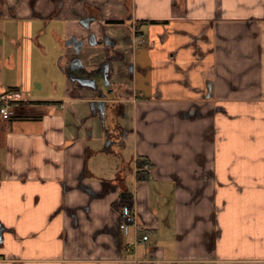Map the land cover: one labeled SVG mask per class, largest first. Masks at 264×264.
Instances as JSON below:
<instances>
[{"label": "crops", "instance_id": "crops-1", "mask_svg": "<svg viewBox=\"0 0 264 264\" xmlns=\"http://www.w3.org/2000/svg\"><path fill=\"white\" fill-rule=\"evenodd\" d=\"M1 21L18 113L0 118V264H264V0H0ZM75 59L124 86L126 147L154 164L150 182L128 172V234L115 168L91 164L111 157ZM47 82L61 96L31 94Z\"/></svg>", "mask_w": 264, "mask_h": 264}, {"label": "trees", "instance_id": "trees-1", "mask_svg": "<svg viewBox=\"0 0 264 264\" xmlns=\"http://www.w3.org/2000/svg\"><path fill=\"white\" fill-rule=\"evenodd\" d=\"M59 3L60 0H58V4ZM109 22L122 23L124 21L113 20ZM142 22L146 21H136L135 26H139ZM64 69L68 72L66 66H64ZM111 87L114 88V93L109 95L102 116L105 140L108 141V144L103 147V151L107 154L122 157V149L126 148L127 144L126 129L124 127V102L118 97L117 93L124 89V86L111 84ZM115 91H117L116 94ZM92 153L93 152L88 151V155H92ZM131 163L132 169L135 168L136 170L137 181L150 182L152 180L151 170L154 167V164L148 157L138 154L135 156L133 155ZM130 168L128 169V167H126L125 161L122 159L121 167L116 170L115 176L111 179H104L106 187L114 186L119 189L118 199L113 202L112 207L120 213L121 221H123L122 209L127 206L133 210L135 204L134 190L127 182V175ZM85 174L86 177L94 176L87 169Z\"/></svg>", "mask_w": 264, "mask_h": 264}, {"label": "rangeland", "instance_id": "rangeland-1", "mask_svg": "<svg viewBox=\"0 0 264 264\" xmlns=\"http://www.w3.org/2000/svg\"><path fill=\"white\" fill-rule=\"evenodd\" d=\"M4 25L3 22H0V41H2L3 37H2V32L1 30L4 31ZM143 31L147 32L146 27L143 28ZM0 48H1V44H0ZM20 67L22 68L20 70L21 75H24L25 78H31L32 76H34L35 72H40L43 76L46 77V79H49V77H52V64L50 61H47L46 58L44 59H40L38 61V66L35 67V69H33V72L31 73V71H29V68L27 66H25L23 59L21 58L20 60ZM57 62V61H56ZM55 67L59 66L58 63L55 65ZM27 67V68H26ZM31 69V70H32ZM54 78V77H52ZM115 85V84H112ZM56 93L54 91V87L51 85V83L47 82V83H43L41 85H36L34 87H32V91L31 94H35V95H41V96H45V98H49L50 96H61L62 93V89L61 87H57L56 88ZM30 94V93H29ZM106 141H104V143L102 144V146L104 147ZM134 145H129L126 148L122 149V157H118L115 155H110L111 158H109L108 160H105V158L103 156H98V157H94L91 164L95 165L96 168L100 169V174H103V170L102 169H106V164H110L111 168H115V171L117 169H119V167H121V163H122V159L125 161L126 167H128V169L131 167L132 165V157L134 155ZM92 165V166H93Z\"/></svg>", "mask_w": 264, "mask_h": 264}, {"label": "flooded vegetation", "instance_id": "flooded-vegetation-1", "mask_svg": "<svg viewBox=\"0 0 264 264\" xmlns=\"http://www.w3.org/2000/svg\"><path fill=\"white\" fill-rule=\"evenodd\" d=\"M102 42H106L111 46H113L115 43L114 39H111L107 36L103 37ZM113 55H119V53L114 51ZM73 63L74 60L72 61L70 66L67 67L68 73L73 77L79 79L81 83L92 86L95 92V97L97 99H100V96L103 95V98L107 101L109 95L114 93V88L111 87V83L106 84V82L108 81L106 76L107 65L103 64L99 67L88 69L83 67L82 65L75 66ZM91 80H93V82ZM116 93L117 91H115V94Z\"/></svg>", "mask_w": 264, "mask_h": 264}, {"label": "built area", "instance_id": "built-area-1", "mask_svg": "<svg viewBox=\"0 0 264 264\" xmlns=\"http://www.w3.org/2000/svg\"><path fill=\"white\" fill-rule=\"evenodd\" d=\"M16 98L15 95L10 93L0 96V118L2 120L8 121L17 115L18 111L14 104ZM122 217L123 221H121L120 227L124 234H128L132 228H139L138 216L129 207L125 206L122 209ZM142 239L147 240L148 236L144 235Z\"/></svg>", "mask_w": 264, "mask_h": 264}, {"label": "water", "instance_id": "water-1", "mask_svg": "<svg viewBox=\"0 0 264 264\" xmlns=\"http://www.w3.org/2000/svg\"><path fill=\"white\" fill-rule=\"evenodd\" d=\"M75 66H79L81 65V62L79 59H75L74 60V63H73ZM93 82V80H91ZM106 84H109V82L107 81ZM105 104H106V99L103 98V95L100 96V99H96L95 101H93V108L94 109H97L99 108L100 111H101V114L103 116V113H104V109H105ZM103 119V118H102ZM108 144V141H106L105 143V146Z\"/></svg>", "mask_w": 264, "mask_h": 264}]
</instances>
